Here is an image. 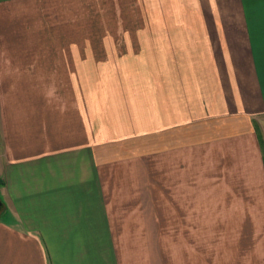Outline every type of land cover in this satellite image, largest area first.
<instances>
[{
	"label": "crops",
	"instance_id": "crops-1",
	"mask_svg": "<svg viewBox=\"0 0 264 264\" xmlns=\"http://www.w3.org/2000/svg\"><path fill=\"white\" fill-rule=\"evenodd\" d=\"M259 134L264 0H0V264H264Z\"/></svg>",
	"mask_w": 264,
	"mask_h": 264
},
{
	"label": "trees",
	"instance_id": "trees-1",
	"mask_svg": "<svg viewBox=\"0 0 264 264\" xmlns=\"http://www.w3.org/2000/svg\"><path fill=\"white\" fill-rule=\"evenodd\" d=\"M259 139H260V141H261V145L264 147V140H263V138H262V135H261V134H259Z\"/></svg>",
	"mask_w": 264,
	"mask_h": 264
},
{
	"label": "rangeland",
	"instance_id": "rangeland-1",
	"mask_svg": "<svg viewBox=\"0 0 264 264\" xmlns=\"http://www.w3.org/2000/svg\"><path fill=\"white\" fill-rule=\"evenodd\" d=\"M258 126H260L259 124H258ZM261 129V128H260Z\"/></svg>",
	"mask_w": 264,
	"mask_h": 264
},
{
	"label": "water",
	"instance_id": "water-1",
	"mask_svg": "<svg viewBox=\"0 0 264 264\" xmlns=\"http://www.w3.org/2000/svg\"><path fill=\"white\" fill-rule=\"evenodd\" d=\"M0 203H1V199H0Z\"/></svg>",
	"mask_w": 264,
	"mask_h": 264
}]
</instances>
